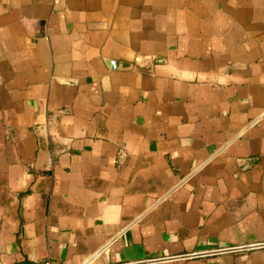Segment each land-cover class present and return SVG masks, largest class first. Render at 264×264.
<instances>
[{"label":"crops","instance_id":"1","mask_svg":"<svg viewBox=\"0 0 264 264\" xmlns=\"http://www.w3.org/2000/svg\"><path fill=\"white\" fill-rule=\"evenodd\" d=\"M259 244L264 0H0V264Z\"/></svg>","mask_w":264,"mask_h":264},{"label":"water","instance_id":"2","mask_svg":"<svg viewBox=\"0 0 264 264\" xmlns=\"http://www.w3.org/2000/svg\"><path fill=\"white\" fill-rule=\"evenodd\" d=\"M108 64L111 65L113 68L115 67V61L114 60H107ZM257 246H264V244H259V245H254V246H249V248H254ZM247 249V247H238V248H230V249H224V250H216V251H211V252H206L202 254H190V255H184V256H178V257H171V258H164V259H158V260H151L149 261L150 263L157 262V261H163V260H168V259H181V258H188V257H195V256H200L203 254H215V253H221V252H226V251H239ZM144 263V262H143Z\"/></svg>","mask_w":264,"mask_h":264},{"label":"built area","instance_id":"3","mask_svg":"<svg viewBox=\"0 0 264 264\" xmlns=\"http://www.w3.org/2000/svg\"><path fill=\"white\" fill-rule=\"evenodd\" d=\"M41 264H51V262L50 261H44Z\"/></svg>","mask_w":264,"mask_h":264}]
</instances>
